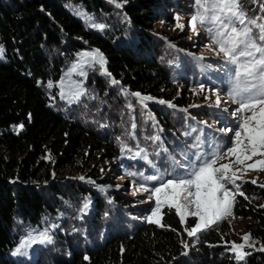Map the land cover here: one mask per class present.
<instances>
[{"label": "trees", "instance_id": "trees-1", "mask_svg": "<svg viewBox=\"0 0 264 264\" xmlns=\"http://www.w3.org/2000/svg\"><path fill=\"white\" fill-rule=\"evenodd\" d=\"M112 1L0 0V44L6 57L0 62V264H264V251H253L242 261L223 256L228 245L217 231L189 237L186 229L195 223L184 224L168 207L160 226H136L132 235L117 228L106 242L99 243V238L94 243L104 227L114 226L106 220L119 213L124 202L117 194L104 197L94 185L71 184L59 170L85 164L93 153L111 159L120 156L116 134L104 136L101 123L96 131L90 128L99 96L112 95L108 90L114 84L122 87L123 115L138 118L141 134L148 125L154 129L153 115L174 129L164 121L165 109L150 101L171 104L168 113L176 115L177 108L192 104L173 84L172 74L151 60L152 54L160 57L166 49L150 48L149 38L139 34L159 21L164 0H118L124 3L118 16L113 14ZM178 44L192 51L183 40ZM93 50L104 55L105 69L91 63L83 84L85 100L69 110L56 101L59 84L78 55ZM92 85L98 86V96ZM145 96L152 99L139 100ZM127 125L132 129L131 122ZM90 170L94 179L108 184ZM260 194L264 198V190ZM88 202H93L91 211L85 210ZM233 210L237 217L253 221L252 238L264 244V207L239 195ZM72 222L86 228L83 248ZM43 226L57 227L51 244L40 249L34 260L11 259L19 241Z\"/></svg>", "mask_w": 264, "mask_h": 264}, {"label": "rangeland", "instance_id": "rangeland-1", "mask_svg": "<svg viewBox=\"0 0 264 264\" xmlns=\"http://www.w3.org/2000/svg\"><path fill=\"white\" fill-rule=\"evenodd\" d=\"M261 1L264 3V0H240L248 17L259 16L262 18L258 23L264 22V4L260 3ZM117 4L121 6L117 7ZM123 4L124 3L118 0L112 1L111 5L114 7L113 14L116 13L115 16H118V12L123 11ZM258 4H260L259 10L256 8ZM163 6L164 7H161L157 14L159 21L155 23L152 22V29L147 31H143L142 29L139 31V34L142 38H149L148 43L150 48L156 47L166 49L160 57L152 54L151 60L159 63L166 71L172 74L174 78L173 84L180 86V92L186 94L192 101V104L190 107L177 108L176 115L168 113V110L173 108L171 104H163L154 100L150 101L152 104L161 106L163 108L161 110L164 111L165 109L164 121H169V124L173 125L174 129L162 124L161 121H158L155 115H153L154 129L148 125L147 128H144L146 132L141 134L137 122L138 118H135L136 120H130L125 114L123 115L122 108L124 107V102L122 100L126 97V91L121 89L122 87L114 84V86L112 85V88L110 87L108 90L113 93L112 95L106 93L105 97L99 96L98 106L94 110L96 114H93L92 118V123L94 125L90 128L96 131V124L101 123L103 130L102 134L104 136L116 134L118 142L116 154L121 152L120 156L115 155V159H111L112 157L110 156H104L102 154L96 155V153H93V155L86 159L85 164L83 163L72 170L69 168H62L59 170L71 184H81L85 186L94 185L95 189L99 190V192L102 191L104 197L110 194L112 195L113 193L114 195L117 194L124 202V205L118 208L120 212L113 213L110 219L106 220L109 223H113L114 226L110 228L104 227L101 234L99 233L98 236H95L94 243L98 242L99 238V243L106 242L110 233L117 228L119 230L125 229L129 235H132L136 226L141 227L151 223L160 226L162 224L163 210L167 208V206H162L158 217V223L148 222L146 217L150 215L149 209L155 206V198L150 197L149 193L143 191L141 186L143 185V187L151 189L154 186H159L160 181L148 180L147 177L157 175L160 180H166L177 175L179 165L186 156H191L192 153L197 152V150L198 154H201L204 150H208L207 154L208 152L212 153L217 150L215 146L218 145V143L221 144L222 141L228 140L229 136L232 135L231 133L224 134L217 131V129L225 126L223 119L229 117L230 120L234 121L233 126L236 123L233 113L238 107L235 106L234 104L236 103L229 98L228 92L226 94V92H222L218 89L221 103L219 106H216L214 104L215 96L208 91L209 89H216L212 85L215 80H217L214 78V75H217L219 78L223 75L226 76L223 80H218L220 82H223L227 77L230 79L233 66L225 64L222 54L220 56L215 54L214 50L216 46L214 44L209 47L211 40L203 27L198 24L197 32L194 33L191 31L189 21L190 14L194 12L193 0H164ZM120 14L122 15V12H120ZM81 15L83 14L81 13ZM177 16L180 17L178 22L176 20ZM177 23L183 25V29L177 27ZM253 35H256L255 31ZM182 40L192 51H184L178 47L179 41ZM0 47H2L1 44ZM94 52H96V50L84 53ZM84 53L79 54L75 62L74 66L79 65V67H77L75 71H73V67L67 71L59 84L58 100L56 101L69 110H73V107L80 103L82 99L85 100L86 90H84L83 84L87 79L88 70L93 63H99L98 60L93 61L91 58L85 57ZM99 53L102 54L100 51ZM102 56L105 61L103 54ZM1 61H6L5 51L3 58L0 59V62ZM105 63L101 70L105 69ZM201 85L204 86L203 91L200 88ZM77 91H79L81 95L78 99H73L72 95ZM92 92L95 96H98V86L92 85ZM61 93L64 94L63 98L61 97ZM206 96H211V99H205ZM128 98H130V96ZM139 100L147 103L146 100L141 98H139ZM101 101H103L104 106H107L105 109ZM110 108L114 110L108 111ZM151 108L152 107L148 106L147 109L149 110ZM69 113H71V111H69ZM248 115H250V113H248ZM128 122H131L132 129L127 128ZM82 123H84V125L87 124L85 121ZM145 126L146 125L143 127ZM18 130H20V128H18ZM201 140H203V145H200L201 147L197 149L198 142ZM208 146L209 148H207ZM159 156H162L163 160L165 158L168 160L164 162L161 158L158 159ZM260 159L264 158L254 157L252 160L246 161L245 166ZM230 161L234 162L235 157L225 158L219 161L216 167H219L221 164L229 163ZM90 168L97 171L96 175H100V179L102 180L106 179L108 184L98 182L94 179L93 172ZM130 173H136V175L132 176ZM252 180H256L257 183H251ZM237 183L240 185V191L244 193L243 197H247L245 199L249 203L257 207L264 205V198L261 197L260 194L264 190V187H260V185H264V170H260L259 165L257 166V170H250L247 171L246 174H242L241 179H239ZM237 196H239V194H237L236 197ZM87 205L85 210L91 211L93 202H88ZM156 219L157 218H154V220ZM196 222L197 218L193 216H186L183 221L184 224L188 225H193ZM120 223L124 224V226H119ZM252 223L253 221L249 218L237 217L233 210L232 216L220 219L216 224L206 227L192 237H196L199 233L207 230L209 232L217 231L222 234L223 243L228 245V249L223 252V256L226 255L225 257L229 256V259L242 261L249 253L261 251V247H264V244L252 238L250 233V224ZM72 224L74 225L72 230L78 231L80 239L77 242L79 243V247H85L87 242L83 243V241L87 239V236L85 234L84 229L86 228H84V224L80 225L74 222H72ZM56 228V226H43L29 231L11 252L10 258L15 261L34 260L40 249L46 248L51 244ZM44 231H47L51 236L50 243H42L37 240L34 243L27 244V246L22 249L25 253L24 255H13L16 248L23 242L29 240L30 236H38ZM246 234H250V240L248 242L242 239ZM233 243L245 245L244 248L240 250L242 253H245L242 259H238L236 250L231 248ZM89 245H92V243H89ZM249 245L254 246L250 247ZM63 248L65 249L64 246Z\"/></svg>", "mask_w": 264, "mask_h": 264}, {"label": "snow or ice", "instance_id": "snow-or-ice-1", "mask_svg": "<svg viewBox=\"0 0 264 264\" xmlns=\"http://www.w3.org/2000/svg\"><path fill=\"white\" fill-rule=\"evenodd\" d=\"M193 4L194 12L190 14L189 21L191 31L196 33L198 24L203 27L211 40L209 47L214 44L215 54L217 56L222 54L225 64L233 66L228 96L238 105L233 113L236 123L234 126L225 125L217 129L218 132L232 135L227 141L216 145V151L210 154L193 152L191 156L183 159L177 175L166 180H160L157 175H152L147 179L159 180V186L151 189L141 186L143 191L155 198V206L149 209L150 215L146 217L148 222L158 223L162 206L166 205L170 209H175L182 222L186 216L197 218L195 226L190 230L186 229L189 237L216 224L222 218L232 216L236 195L244 196L237 183L241 175L250 170H257L258 165L260 170H264V159L245 166V162L254 157L264 158V22L258 23L262 19L259 16L248 17L240 0H193ZM120 6L117 4V7ZM179 19L177 16V22ZM99 27L103 28V25ZM177 27L183 29L184 26L177 23ZM254 31L256 35H253ZM3 55L4 49L0 47V59ZM84 56L93 61L98 60L101 66L105 63L98 50L94 53H84ZM77 67L79 65L74 66L73 71ZM200 88L204 90L203 85ZM208 91L215 96L214 104L219 106L221 103L219 90ZM80 95L81 93L77 91L72 98L78 99ZM134 95L140 97L141 94ZM63 96L61 93L62 98ZM142 99L151 100L152 97L145 96ZM205 99H211V96H206ZM159 103L165 102L161 100ZM231 157H235L234 162L230 161L216 167L219 161ZM130 175L135 176L136 173ZM251 183L256 184L257 181L252 180ZM87 206L85 203L84 207ZM242 239L248 242L250 234L244 235ZM37 240L50 243L51 236L47 231L38 236H30L29 240L16 248L13 255H24L22 249ZM244 246L235 243L231 245V248L236 250L238 259L245 255L240 251ZM184 247L187 248L188 245ZM260 250L264 251V247Z\"/></svg>", "mask_w": 264, "mask_h": 264}, {"label": "bare ground", "instance_id": "bare-ground-1", "mask_svg": "<svg viewBox=\"0 0 264 264\" xmlns=\"http://www.w3.org/2000/svg\"><path fill=\"white\" fill-rule=\"evenodd\" d=\"M203 141V140H202Z\"/></svg>", "mask_w": 264, "mask_h": 264}]
</instances>
